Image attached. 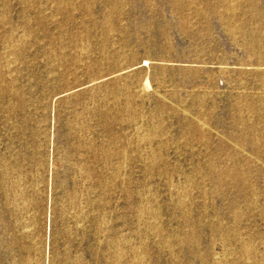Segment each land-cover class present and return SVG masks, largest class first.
<instances>
[{"label": "rangeland", "instance_id": "rangeland-1", "mask_svg": "<svg viewBox=\"0 0 264 264\" xmlns=\"http://www.w3.org/2000/svg\"><path fill=\"white\" fill-rule=\"evenodd\" d=\"M0 185V264H264V0H0Z\"/></svg>", "mask_w": 264, "mask_h": 264}, {"label": "bare ground", "instance_id": "bare-ground-1", "mask_svg": "<svg viewBox=\"0 0 264 264\" xmlns=\"http://www.w3.org/2000/svg\"><path fill=\"white\" fill-rule=\"evenodd\" d=\"M21 41H22V40H21ZM14 50H15V49H14ZM9 55H10V54H9ZM9 55H8V56H9ZM146 62H147V61H146ZM146 62H145V63H146ZM9 65H10V64H9ZM11 83H12V82H11ZM12 106H13V105H12ZM2 165H3V164H2ZM149 166H150V165H149ZM5 173H6V172H5ZM1 176H2V174H1ZM5 184H6V183H5ZM0 186H1V185H0ZM14 193H15V191H14ZM14 198H15V197H14ZM217 263H219V262H217Z\"/></svg>", "mask_w": 264, "mask_h": 264}]
</instances>
